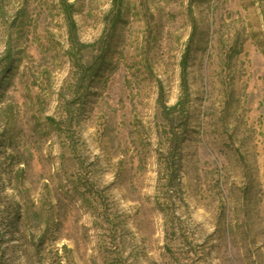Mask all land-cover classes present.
Returning <instances> with one entry per match:
<instances>
[{
    "label": "rangeland",
    "instance_id": "1",
    "mask_svg": "<svg viewBox=\"0 0 264 264\" xmlns=\"http://www.w3.org/2000/svg\"><path fill=\"white\" fill-rule=\"evenodd\" d=\"M0 264H264V0H0Z\"/></svg>",
    "mask_w": 264,
    "mask_h": 264
}]
</instances>
